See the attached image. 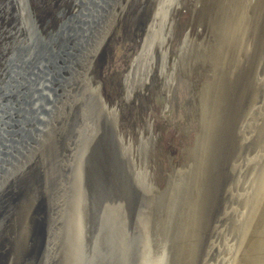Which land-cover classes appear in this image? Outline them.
I'll list each match as a JSON object with an SVG mask.
<instances>
[{
  "label": "rangeland",
  "instance_id": "374dc122",
  "mask_svg": "<svg viewBox=\"0 0 264 264\" xmlns=\"http://www.w3.org/2000/svg\"><path fill=\"white\" fill-rule=\"evenodd\" d=\"M26 8L40 37L85 10L0 0V88ZM96 9L1 164L0 264H264V0Z\"/></svg>",
  "mask_w": 264,
  "mask_h": 264
},
{
  "label": "water",
  "instance_id": "95a60500",
  "mask_svg": "<svg viewBox=\"0 0 264 264\" xmlns=\"http://www.w3.org/2000/svg\"><path fill=\"white\" fill-rule=\"evenodd\" d=\"M78 1H84L85 10L69 17L47 37L34 31L35 21L26 8L31 23L29 40L15 48L7 64L8 79L0 88V118L4 126L0 129V169L2 162L14 155L13 150L29 140L32 126L40 122L46 97L37 91L43 80L62 81L63 71L75 58L74 49L83 42L90 23L99 14L96 5L100 8L105 2Z\"/></svg>",
  "mask_w": 264,
  "mask_h": 264
},
{
  "label": "bare ground",
  "instance_id": "6f19581e",
  "mask_svg": "<svg viewBox=\"0 0 264 264\" xmlns=\"http://www.w3.org/2000/svg\"><path fill=\"white\" fill-rule=\"evenodd\" d=\"M263 86H264V85H263ZM259 87H260V86H259ZM260 88H261V87H260ZM260 88H259V89H260ZM263 91H264V90H263ZM252 164H253V163H252ZM254 166H255V165H254ZM254 166H253L252 168H254ZM257 166H258V164H257ZM257 166H255V167H257ZM259 168H260V167H259ZM254 169H255V168H254ZM254 169H253V170H254ZM231 181H232V180H231ZM263 187H264V186H263ZM263 187H262V188H263ZM240 202H241V201H240ZM236 206H237V205H236Z\"/></svg>",
  "mask_w": 264,
  "mask_h": 264
}]
</instances>
